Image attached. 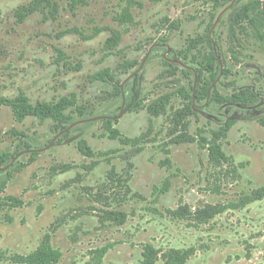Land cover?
<instances>
[{
    "label": "rangeland",
    "instance_id": "rangeland-1",
    "mask_svg": "<svg viewBox=\"0 0 264 264\" xmlns=\"http://www.w3.org/2000/svg\"><path fill=\"white\" fill-rule=\"evenodd\" d=\"M33 1L0 0V98L23 92L37 104L74 94L77 105L61 128L33 117L18 122L0 108V158L8 155L0 160V264H26L15 257L46 239L63 253L58 264H141L148 243L160 253L157 264L171 249L190 247L198 251L188 264H264V196L245 204L264 188V44L247 24L232 36L236 11L252 0L218 10L210 0H89L77 8L51 0L55 19L47 6V15L18 22L16 11ZM127 8L134 20L121 25L116 17ZM117 32L120 44L107 51ZM190 39L198 44L184 55ZM211 50L218 78L208 100H194L187 122L197 140L232 123L222 141L232 159L220 168L198 142L172 134L174 115L186 108L180 91L196 89L198 63ZM106 70L116 82L95 79ZM243 91L254 103L212 100ZM168 94L167 112L154 117L148 107ZM108 120L122 140L139 142L111 139ZM167 178L169 191L157 192ZM11 197L23 205L10 208ZM181 206L226 209L208 220L173 218L169 211Z\"/></svg>",
    "mask_w": 264,
    "mask_h": 264
},
{
    "label": "trees",
    "instance_id": "trees-1",
    "mask_svg": "<svg viewBox=\"0 0 264 264\" xmlns=\"http://www.w3.org/2000/svg\"><path fill=\"white\" fill-rule=\"evenodd\" d=\"M153 2H162L164 0H152ZM213 3L214 9H220L226 7L237 0H210ZM89 0H71L70 4L73 8L88 5ZM50 8V15L55 19L57 7L54 6L51 0H34L26 6H22L16 11V17L18 22L23 23L29 16L35 14L36 12H42L45 14V8ZM47 18V17H46ZM119 24L124 25L133 22L134 18L130 10L125 9L119 16L116 17ZM169 22V21H168ZM244 24L249 25L255 32L256 37L264 44V0H252L243 6H241L238 11H236L233 22H232V36L234 37V29L237 26H243ZM122 34L116 33L110 37L105 44V49L107 51L114 50L121 42ZM190 45L187 49L183 50L182 53H186L191 50L197 43V39H190ZM232 55L234 58L238 55L237 51L232 49ZM199 68L197 69V82L198 85L195 89L194 85L191 84L190 91L186 89H181L180 94L185 102L186 108L179 110L174 115L172 120L173 132L175 135L180 132L179 143H192L198 142L199 146L203 149L208 150L209 161L215 167H223L228 164L232 158H230L223 149L222 141L227 138L228 132L232 127V123H229L225 128L213 131L212 139L208 140L206 137L201 136L199 140L192 138L188 135L189 124L187 118L189 117V112L192 110L194 100L197 102H203L208 100L209 90L213 82L218 78L219 70L217 68V56L214 50H211L209 54L205 55L203 61H199ZM96 80H109L116 82L115 78L110 71L106 70L95 76ZM194 93V94H193ZM172 95H165L154 101L149 107V112L154 117H159L167 112L168 106L170 105ZM212 100L217 103L230 102L235 104L244 103H254L256 96L249 91H243L239 94H235L229 99L224 100L219 93H215L212 96ZM77 105V97L72 94L70 97H62L57 102H38L37 104L31 103L29 97L21 92L18 96L13 99L10 98H0V108L5 106L9 107L16 120L18 122H23L29 117L38 119L40 122H45L51 120L54 122L56 128H61L64 124L70 123L72 120L71 114L67 111ZM105 129L107 131V136L114 140H122V135L118 129L115 128L114 122L108 120L105 123ZM122 142L125 144L137 143L139 139H123ZM80 149L82 152L90 157L94 156V152L88 146L86 141H82L80 144ZM169 153V152H168ZM8 159V155L1 157V162H5ZM171 161L166 159L165 164L170 165ZM65 170L68 166L65 165ZM117 174L112 170L110 173V178L114 180ZM170 188V178L165 180V183L161 189H157V192L166 193ZM264 196V188L257 189L253 191L252 195L246 197L245 204L261 199ZM23 203L14 198H10V203L8 206L10 208H16L22 206ZM225 207H209L207 209H201L197 213H192L187 207H179L177 210L169 211V214L176 219H186L189 217H196L199 220L211 219L225 211ZM119 224L125 223V218H117ZM108 249H105L100 254V259L102 260L107 253ZM198 249L196 247H190L186 250H175L171 249L165 254L164 264H188L192 257L197 253ZM159 251L152 244L148 243L143 246L142 260L141 264H157L159 261ZM4 257L3 251L0 249V258ZM63 257V253L59 249L53 248L49 239L44 240L41 246L34 253L28 256H18L14 259L17 262L26 264H58Z\"/></svg>",
    "mask_w": 264,
    "mask_h": 264
}]
</instances>
